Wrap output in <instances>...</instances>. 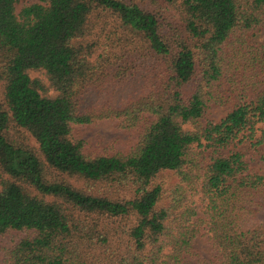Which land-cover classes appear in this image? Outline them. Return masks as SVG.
<instances>
[{
  "label": "trees",
  "instance_id": "1",
  "mask_svg": "<svg viewBox=\"0 0 264 264\" xmlns=\"http://www.w3.org/2000/svg\"><path fill=\"white\" fill-rule=\"evenodd\" d=\"M18 1L0 0V236H22L0 264H192L199 238L202 264H264V175L234 150L264 142V0H161L167 27L138 0ZM103 120L128 151L74 138Z\"/></svg>",
  "mask_w": 264,
  "mask_h": 264
},
{
  "label": "rangeland",
  "instance_id": "2",
  "mask_svg": "<svg viewBox=\"0 0 264 264\" xmlns=\"http://www.w3.org/2000/svg\"><path fill=\"white\" fill-rule=\"evenodd\" d=\"M39 2V0H19L15 6L16 13H18L22 7L31 5ZM138 3L144 6L147 10L154 12L159 15L160 20L167 27L168 24L177 26L179 24V19L175 13L171 10H168L164 3L161 0H138ZM104 35V34H103ZM250 44H263L264 43V28L254 31L251 36H249ZM32 77H37V73H32ZM115 86L113 92V99L117 102L121 98H126L127 96L133 97L138 91L137 86L134 81H129L126 83H121ZM190 88H186V93L190 92ZM227 86L224 85L223 89H226ZM90 99L97 98V95L90 94ZM100 100H106V97L101 94ZM0 102H3L2 89L0 85ZM118 103V102H117ZM236 100L228 102L224 106H212L202 123L204 124L207 121L218 122L220 121L234 106ZM264 133V123L257 126V131L255 138L260 139L261 135ZM13 136L12 138H14ZM18 139L17 137H15ZM74 138L83 140L86 144V151L94 155H104V154H113L115 152H126L133 145V136L131 133L118 130L114 121L103 120L94 125L81 127L76 130L74 133ZM19 140V139H18ZM20 141V140H19ZM26 143L29 147L36 148V145L31 139L26 136ZM236 152H240L244 155L245 161L248 163L249 168L259 175H264V142L258 145L255 149H252L249 144H243L234 149ZM225 152V151H224ZM210 154V151L206 152V156ZM163 185L167 190L172 185L177 182V178L174 174L166 172L160 175L157 180ZM75 185L77 189L85 190L81 183L71 182ZM165 194L164 197L165 198ZM166 199L162 201L165 203ZM199 216L200 213H199ZM252 224L264 225V208L258 213L257 217L251 221ZM22 236L19 232H11L7 235L0 236V249L3 248H12V246L20 239ZM194 256L187 257L188 261L192 264H202L207 261L212 260V252L210 246L207 244L204 238H199L194 244ZM2 259V252L0 251V262Z\"/></svg>",
  "mask_w": 264,
  "mask_h": 264
}]
</instances>
